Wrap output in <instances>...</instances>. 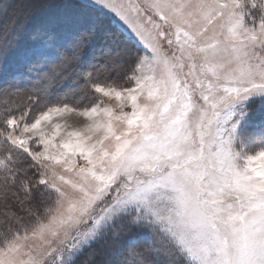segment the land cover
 <instances>
[{
  "label": "snow or ice",
  "instance_id": "6c2138e0",
  "mask_svg": "<svg viewBox=\"0 0 264 264\" xmlns=\"http://www.w3.org/2000/svg\"><path fill=\"white\" fill-rule=\"evenodd\" d=\"M0 77V264H264V0H0Z\"/></svg>",
  "mask_w": 264,
  "mask_h": 264
},
{
  "label": "rangeland",
  "instance_id": "374dc122",
  "mask_svg": "<svg viewBox=\"0 0 264 264\" xmlns=\"http://www.w3.org/2000/svg\"><path fill=\"white\" fill-rule=\"evenodd\" d=\"M60 0H43L44 3H51V4H57V5H62V4H66V3H77L78 0H66V1H61L59 2ZM55 11V9H45L43 10L40 14H38L36 17H34L31 21V23L29 24L28 26V31H26L25 33V38H24V41H23V44H22V47H26L29 43H30V32L33 28L35 27H38L40 25V23L45 20L48 16H50L53 12ZM23 18V14L22 12L17 8V9H13L11 12H10V15H9V18H8V21L5 22V27H8L9 30L11 28V23L14 22V21H19ZM104 18H107L108 20H112L114 19L111 15H109L108 17H104ZM103 19V23L101 24V30H100V33L98 34V36H100L98 39H96L97 41V45L95 46V48H98L102 45H104V42L106 40L109 41V43L111 42V40L113 39V26L110 25L109 23H104L105 22V19ZM38 20V21H37ZM39 20L41 21L40 23ZM36 22V23H35ZM35 23V25H33ZM106 26H109L110 27V31L112 32V35H111V38L108 37L109 35V31L106 30ZM104 27V28H103ZM4 84V78L3 77H0V86H2Z\"/></svg>",
  "mask_w": 264,
  "mask_h": 264
},
{
  "label": "trees",
  "instance_id": "16d2710c",
  "mask_svg": "<svg viewBox=\"0 0 264 264\" xmlns=\"http://www.w3.org/2000/svg\"><path fill=\"white\" fill-rule=\"evenodd\" d=\"M62 0H60L59 2H61ZM63 1H66V0H63ZM105 19V22L104 23H108V19L107 18H104ZM38 21V20H37ZM41 21L39 20V22L38 23H40ZM36 23V22H35ZM35 23L33 24V25H35ZM104 28V27H103ZM106 30H108L109 31V35H108V37L109 38H111V35H112V32L110 31L111 29H110V27L109 26H106V28H105ZM100 30H101V27H100ZM100 30H99V33H100ZM98 33V34H99ZM100 36H97V38L96 39H98ZM97 40H95L94 42H93V44L90 46V48H89V53L91 52V50L92 49H94L95 48V46L97 45V42H96ZM107 43H109V41L108 40H106L105 42H104V44H107Z\"/></svg>",
  "mask_w": 264,
  "mask_h": 264
}]
</instances>
